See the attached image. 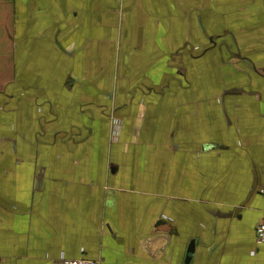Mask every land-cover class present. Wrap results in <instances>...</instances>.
<instances>
[{
	"label": "crops",
	"instance_id": "obj_1",
	"mask_svg": "<svg viewBox=\"0 0 264 264\" xmlns=\"http://www.w3.org/2000/svg\"><path fill=\"white\" fill-rule=\"evenodd\" d=\"M259 221L264 0H0V264H264Z\"/></svg>",
	"mask_w": 264,
	"mask_h": 264
},
{
	"label": "built area",
	"instance_id": "obj_2",
	"mask_svg": "<svg viewBox=\"0 0 264 264\" xmlns=\"http://www.w3.org/2000/svg\"><path fill=\"white\" fill-rule=\"evenodd\" d=\"M254 231L257 242L264 243V221H259L256 224ZM52 264H98V262L87 258L72 259L60 257L55 260Z\"/></svg>",
	"mask_w": 264,
	"mask_h": 264
},
{
	"label": "water",
	"instance_id": "obj_3",
	"mask_svg": "<svg viewBox=\"0 0 264 264\" xmlns=\"http://www.w3.org/2000/svg\"><path fill=\"white\" fill-rule=\"evenodd\" d=\"M193 251H194V245L191 242L189 247H188V249H187V254H186V258H185V264H188V262L190 261Z\"/></svg>",
	"mask_w": 264,
	"mask_h": 264
},
{
	"label": "rangeland",
	"instance_id": "obj_4",
	"mask_svg": "<svg viewBox=\"0 0 264 264\" xmlns=\"http://www.w3.org/2000/svg\"><path fill=\"white\" fill-rule=\"evenodd\" d=\"M210 41L212 42V44L218 42V41L215 39V35H214V37H211V38H210ZM111 119H112V118H111ZM115 125H116V123L112 125V133L116 132V130H117V128H118V125H116V126H115ZM112 133H111V135H112Z\"/></svg>",
	"mask_w": 264,
	"mask_h": 264
}]
</instances>
